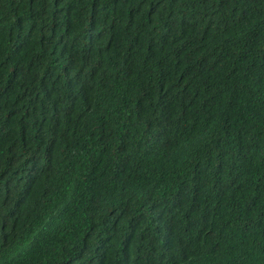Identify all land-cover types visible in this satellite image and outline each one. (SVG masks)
I'll list each match as a JSON object with an SVG mask.
<instances>
[{"label": "trees", "instance_id": "obj_1", "mask_svg": "<svg viewBox=\"0 0 264 264\" xmlns=\"http://www.w3.org/2000/svg\"><path fill=\"white\" fill-rule=\"evenodd\" d=\"M0 264H264V0H0Z\"/></svg>", "mask_w": 264, "mask_h": 264}]
</instances>
